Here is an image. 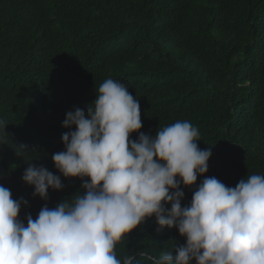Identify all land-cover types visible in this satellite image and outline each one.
I'll list each match as a JSON object with an SVG mask.
<instances>
[{
	"label": "trees",
	"instance_id": "trees-1",
	"mask_svg": "<svg viewBox=\"0 0 264 264\" xmlns=\"http://www.w3.org/2000/svg\"><path fill=\"white\" fill-rule=\"evenodd\" d=\"M0 2V185L27 201L19 213L25 225L45 204L83 194V181L64 178L51 157L64 150L62 135L75 130L62 126L66 113H87L108 78L138 99L140 132L154 137L189 121L199 148L211 149L207 173L190 188L181 185L182 207L205 177L235 187L264 174V0ZM30 164L59 175L63 189H49L46 201L33 196L22 180ZM158 227L147 219L117 245V258L136 249L158 256L185 243L177 229Z\"/></svg>",
	"mask_w": 264,
	"mask_h": 264
},
{
	"label": "clouds",
	"instance_id": "clouds-1",
	"mask_svg": "<svg viewBox=\"0 0 264 264\" xmlns=\"http://www.w3.org/2000/svg\"><path fill=\"white\" fill-rule=\"evenodd\" d=\"M62 126L75 130L62 135L64 150L51 158L64 178L83 181L84 192L45 204L25 225L19 213L27 201L0 185V264H264V174L235 187L205 177L182 207L181 185H196L212 155L199 148L189 121L159 128L154 137L140 132L138 99L108 78L87 113L67 112ZM22 180L45 201L49 189L64 187L59 175L32 164ZM152 217L158 231L175 228L185 243L158 256L136 249L117 258V245Z\"/></svg>",
	"mask_w": 264,
	"mask_h": 264
},
{
	"label": "bare ground",
	"instance_id": "bare-ground-1",
	"mask_svg": "<svg viewBox=\"0 0 264 264\" xmlns=\"http://www.w3.org/2000/svg\"><path fill=\"white\" fill-rule=\"evenodd\" d=\"M13 1H14V0H13ZM16 2H17V1H16ZM0 3H1V2H0ZM18 4H19V3H18ZM22 4H23V3H22ZM5 5H6V4H5ZM20 5H21V4H20ZM28 5H30V4H28ZM39 6H40V5H39ZM39 6H38V7H39ZM12 7H13V6H12ZM12 7H10V8H12ZM23 7H24V6H23ZM33 7H34V5H33ZM33 7H32V8H33ZM29 8H30V7H29ZM25 9H26V8H25ZM32 10H34V9H32ZM35 10H37V9H35ZM11 11H12V10H11ZM19 11H20V10H19ZM39 11H40V10H39ZM69 11H71V9H70ZM9 12H10V11H9ZM20 12H22V11H20ZM20 12H19V13H20ZM44 12H45V11H44ZM46 12H47V11H46ZM71 12H72V11H71ZM48 13H49V12H48ZM48 13H47V15H48ZM18 18H20V17H18ZM20 19H21V18H20ZM19 21H20V20H19ZM14 24H15V23H14ZM16 24H19V25H20L19 22L16 23ZM16 24H15V25H16ZM1 27H2V25H1ZM8 27L11 29L10 26H8ZM18 27H21V26H18ZM18 27H17V29H19ZM12 28H13V26H12ZM14 28H15V27H14ZM17 29H16V30H17ZM8 30H9V29H8ZM22 30H23V29H22ZM22 30H20V31H22ZM17 31H19V30H17ZM20 31H19V33H20ZM25 31H26V29H25ZM25 31H24V33H25ZM11 32L13 33L14 31L12 30ZM11 32H10V33H11ZM0 33H1V32H0ZM10 33H8V34H10ZM3 34H4V32H3ZM25 34H26V33H25ZM0 36H1V35H0ZM2 36H3V35H2ZM8 36H9V35H8ZM14 36H15V35H14ZM23 36H24V35H23ZM27 36H28V35H27ZM10 38H11V37H10ZM34 40H35V39H34ZM36 42H37V40H36ZM42 42H43V41H42ZM34 43H35V42H34ZM37 43H38V42H37ZM41 45H43V44H41ZM34 46H35V45H34ZM47 46H48V45H47ZM69 46H70V45H69ZM5 49H6V48H5ZM5 49H4V50H5ZM7 49H9V48H7ZM41 49H43V48H41ZM69 49H70V48H69ZM17 50H18V49H17ZM36 50H38V49H36ZM74 50H75V49H74ZM70 51H71V49H70ZM62 52L65 53L64 51H62ZM63 53H62V54H63ZM46 54H47V53H46ZM52 54H53V53H52ZM54 54H55V53H54ZM47 55H49V54H47ZM65 55H66V54H65ZM65 55H63V56H65ZM67 55H68V54H67ZM57 56H58V55H57ZM45 57H46V56L44 55V58H45ZM50 57H51V56H50ZM50 57H49V58H50ZM52 57H53V56H52ZM54 57H55V56H54ZM54 57H53V58H54ZM66 57H68V56H66ZM82 57H85V56H82ZM8 58H9V57H8ZM64 58H65V57H64ZM80 58H81V57H80ZM88 58H89V57H88ZM92 58H93V57H92ZM45 59H46V58H45ZM54 59H55V58H54ZM72 59H74V58H72ZM76 59H77V58H76ZM78 59H79V58H78ZM82 59H83V58H82ZM11 60H12V59H11ZM11 60H10V61H11ZM17 60H18V59H17ZM68 60H69V59H68ZM91 60L94 61V59H91ZM10 61H9V62H10ZM80 61H81V60H80ZM6 62H7V61H6ZM6 62H4V63L6 64ZM18 62H19V61H18ZM51 62L53 63V60H52ZM68 62H69V61H68ZM73 62H74V61H73ZM75 62H76V60H75ZM49 63H50V62H49ZM54 63H55V62H54ZM57 63H59V62H57ZM79 63H81V62H79ZM93 63H94V62H93ZM1 64H2V63H1ZM24 64H25V63H24ZM50 64H51V63H50ZM61 64H62V62H61ZM70 64H71V63H70ZM73 64H74V63H73ZM73 64H72V65H73ZM75 64H76V63H75ZM75 64H74V65H75ZM77 64H78V61H77ZM90 64H91V63H90ZM7 65H8V64H7ZM22 65H23V63H22ZM25 65H26V64H25ZM63 65H65V64H63ZM66 65H67V64H66ZM78 65H79V64H78ZM83 65H84V64H83ZM61 66H62V65H61ZM3 67H5V65H4ZM6 67H7V66H6ZM20 67H21V66H20ZM28 67H29V66H28ZM39 67H40V66H39ZM68 67H69V66H68ZM76 67H77V66H76ZM24 68L26 69L27 66H26V67L24 66ZM85 68H86V67H85ZM88 68H89V67H88ZM90 68H92V67H90ZM63 69H65V67H64ZM68 69H69V68H68ZM15 70H16V69H15ZM21 70H23V69H21ZM36 70H37V69H36ZM70 70H71V69H70ZM76 70H77V69H76ZM76 70H75V72H76ZM86 70H87V69H85V71H86ZM13 71H14V70H13ZM19 71H20V70H19ZM26 71H27V70H26ZM37 71H38V70H37ZM73 71H74V70H73ZM73 71H72V72H73ZM83 71H84V70H83ZM27 72H28V71H27ZM27 72H26V73H27ZM29 72H30V71H29ZM31 72H32V71H31ZM31 72L29 73V75L32 74ZM77 72H79V71H77ZM18 73H19V72H18ZM20 73H21V72H20ZM70 73H71V72H70ZM82 73H84V72H82ZM24 74H25V73H24ZM85 74H86V73H85ZM21 75H23V74H21ZM27 75H28V74H27ZM68 75H69V74H68ZM35 77H36V76H35ZM36 79H38V78L36 77ZM38 80H39V79H38ZM40 82H41V81H40ZM43 83H44V82H43ZM52 83H53V81H52ZM52 83H51V84H52ZM55 83H56V81H55ZM41 84H42V83H41ZM39 85H40V84H39ZM51 87H52V86H51ZM54 87H55V86H54ZM42 88H43V87H42ZM49 88H50V87H49ZM57 88H58V87H57ZM46 89H47V88H46ZM50 90H52V88H51ZM46 91H47V90H46ZM47 94H48V93H47ZM45 95H46V94H45ZM37 96H38V95H37ZM36 99H37V98H36Z\"/></svg>",
	"mask_w": 264,
	"mask_h": 264
}]
</instances>
